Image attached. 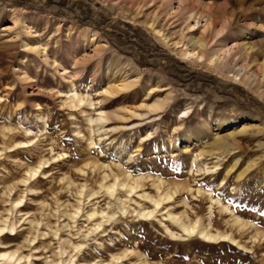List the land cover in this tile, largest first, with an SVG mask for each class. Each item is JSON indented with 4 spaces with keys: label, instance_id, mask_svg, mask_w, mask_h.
I'll return each instance as SVG.
<instances>
[{
    "label": "rangeland",
    "instance_id": "1",
    "mask_svg": "<svg viewBox=\"0 0 264 264\" xmlns=\"http://www.w3.org/2000/svg\"><path fill=\"white\" fill-rule=\"evenodd\" d=\"M113 3L112 0H0V34L3 33L1 31L3 25L11 18L13 12L11 7H16L17 14L22 13L20 8H24L28 16L34 17L32 21L39 30L41 29L43 42L48 43L50 53L56 52L54 54L57 57V61L51 60V65L44 63L41 58L34 62L31 56L17 58L19 51L23 49L21 46L17 48L18 50H13L11 47L9 54L3 52L0 56V68L9 64L22 65L30 71L35 80L34 85H27L26 89L18 87L13 95L17 97L18 93L21 101L16 104V98L12 103H8V109L13 110H10V114H8L9 110L4 108L5 105L0 106V163L2 162L0 211L17 220L18 231L21 233L26 230L28 237L32 234L37 235L39 233L37 229L40 232L44 230L48 232L45 236H38L35 243V246L39 247L38 252L31 250L34 246L28 241L24 242L23 234L8 235L5 240L9 242L11 248L21 243L24 245L25 253L31 252L41 257L51 254L55 256V252L59 249L58 237L67 236L68 232L74 234L75 240H85L80 230L85 231L96 222L95 219L88 220L84 215L87 206L94 203L100 207L107 206L108 201L115 202V200L100 192L89 203L86 196L78 195L79 186L85 182L88 187L99 189L96 178L99 177V171L93 172L88 164L104 162L114 165L113 162H116L121 163L124 169L134 174L161 175L170 183H190L211 190L215 196L231 205L236 212L243 214L242 217L252 225L248 224V227L242 229L227 225L217 210H212V215L208 216L207 201L196 198V207L202 209L201 217L206 223L207 219L211 221V229H214V232L220 230L235 234L245 247L225 240L210 242L199 235L173 237L157 219L142 218L136 215L132 208L125 215L115 209L116 215L101 229L87 237L81 251L73 252L77 253L78 260L94 259L99 256L100 259L108 261L111 257L110 250L121 253L126 249H132L136 252L123 260L125 264H264V99L262 94L256 90V87L251 88L232 77L222 75L205 64L198 65L179 57L171 45L161 41L154 30L143 23L146 18L150 19L154 16L156 26L163 27L171 43L187 42L192 33L186 28L183 18L167 17L165 12L157 7L159 3L155 6H146L139 15L132 13L129 0H122L121 3L126 9V14H123V11ZM186 4L197 8L211 5L217 19L220 15L221 20L224 18L230 20V26L224 35L228 41L237 40L241 44L246 42L247 45L264 47V0H186ZM223 10L226 12L225 16L222 14ZM134 16L136 21L133 20ZM47 22L49 23L46 24ZM57 23L61 25L60 30H57ZM71 24L74 28L69 29ZM90 28L104 37L106 46L102 49L101 55L75 69L78 72L74 76L77 89L86 92L87 86L92 85L88 92L96 99L98 97L96 90L101 89L109 81V77L105 76L107 60L123 62L122 66L133 72L134 76L139 75L140 81L138 86H135L136 89H132L133 91L126 95L119 94L102 105V108L108 111L120 112L121 117L109 122V125H116L118 128L107 137H99L96 132L93 148L86 151L83 149V140L76 135L77 131L87 133L81 115L75 112L78 116L74 118L72 116L74 111L63 104L62 96L54 102L49 92L53 91L57 95L67 90L66 80L60 76L58 63L69 65L67 51L79 53L81 49L83 50L82 34ZM82 50L80 52H83ZM96 59L100 60L97 67ZM257 59L263 61V56L260 54ZM148 77L163 79V84L168 83L175 94L166 109L152 114L139 105L153 102L160 94L165 95L166 91L146 95L145 79ZM13 78L12 73H9L2 80L4 83L0 85V92L6 95L4 98L13 97L8 96L5 89V83ZM198 81L205 83L202 88L204 95L194 92L193 84ZM218 89L228 93L229 97L220 96L214 99L210 93ZM186 100L194 101L196 110L179 127L180 120L176 111ZM200 101L205 103L202 111L198 110ZM208 106L213 107L212 114L207 109ZM129 108L140 109L144 114L133 116L126 111ZM40 112L48 118L49 133L46 136L40 135L34 140L32 151L16 150L14 152L16 156L9 157L10 147L19 139H25V136L8 131L7 126L19 130L20 123L40 134L37 123L41 119L38 120L36 116ZM19 113L24 117L23 119ZM254 115L258 116V120L250 122ZM246 122H249V128L246 133L239 136V148L233 145V140L229 138L228 143L231 146L219 150L215 140L219 137H229L233 127L241 126ZM149 129L151 131L148 132ZM50 136L54 137L53 146L56 151L66 152V155L58 160H55L48 150L47 143ZM187 145H191L196 154L200 151L204 152L203 157L198 160L200 164L203 165V161H210L213 164L219 160L222 164L215 171L202 170L189 175L190 156L184 150ZM210 150L220 151L221 157L218 159L216 153L210 154L208 152ZM129 156H133V159L129 160ZM47 158L50 160L48 164L46 163L48 167L44 168L43 173H40L36 179H29L27 183L21 182L22 178L28 176L25 170L29 165H37L39 160ZM77 167H84L86 174H79ZM197 168L196 162V170ZM64 172H67L66 175L73 178L76 184L68 187L67 179L61 181L60 177ZM223 178L225 182L221 184ZM29 186L35 190L30 191ZM4 187L6 193L1 194ZM10 188L12 191H9ZM23 195L25 202L22 211L15 209L12 215L8 214L6 209L11 207L12 200ZM79 198H83L81 203L83 213L72 219L68 213L73 212L74 207L79 203ZM128 203L136 206L133 202L128 201ZM146 204L148 205V202ZM177 208L182 210L179 205ZM27 211L30 212V217L25 214ZM32 218L41 221V225L29 228L28 221ZM46 223H49L53 229L59 228L58 237L54 235L52 229L47 228ZM64 223H69L71 228H64ZM257 233L256 239L252 237ZM114 264L122 263L119 261Z\"/></svg>",
    "mask_w": 264,
    "mask_h": 264
},
{
    "label": "bare ground",
    "instance_id": "2",
    "mask_svg": "<svg viewBox=\"0 0 264 264\" xmlns=\"http://www.w3.org/2000/svg\"><path fill=\"white\" fill-rule=\"evenodd\" d=\"M112 1L114 2L113 4L118 7V9H121L123 11V14H126V9L121 6L122 0ZM129 1L132 13H134V15L141 14L142 10L146 6H155L156 3H159L157 7L163 10L167 17H175L181 19L183 18V23H185L186 28L189 30V32L192 33L190 37H188L187 42L175 41L171 43L170 37L168 36V33L165 32L163 27L159 28L156 26V18L154 16L150 19L146 18L143 23L151 27L161 41L169 46L171 45L174 49V52L182 59L188 60L198 65L205 64L209 68L216 70L222 75L232 77L234 80H237L240 83H244L251 88L256 87V90H258L260 94H262L261 96L264 99V47L261 46L258 48L255 45H247L246 42H244L245 44H241V42L237 40L228 41V39L224 37V35L228 27L230 26V20L225 18L221 20L219 19L220 15L218 16V20L214 15L215 11H212L213 6L207 5L204 8L190 7L186 4V0ZM11 9L13 11L11 18L6 24L3 25L1 29L3 33L0 34V56L3 52L4 54L5 52L8 53L11 47L13 50H16L17 48H19V46H21L23 47V49L19 51L17 58L31 56L32 62H34L38 58H41L42 61L46 64H50L51 60L57 61V57L55 55L56 52L52 51L53 53H50L48 43L43 42V33L41 29L39 30L38 26L32 21L34 17L31 15L28 16L27 11L24 8H20V10H22V13L20 14L16 13V7H11ZM225 13V11L222 12V14H224L223 16H225ZM135 17L136 16L133 17L134 21H136ZM162 22H164V20H162ZM48 23L49 22H47L46 24ZM57 25V30H60L61 25L59 23H57ZM71 28H74L72 24L69 25V29ZM81 44L83 47V50H81L83 52H80L81 50L79 51V53H72V51H67L69 65H66L63 62L58 63L60 76L66 80L67 90L61 92L58 91L59 94L57 95L52 91L49 92V95H51L54 102H57L60 99V96H62L61 101L63 102V104L65 103L70 108V110L72 109L74 111L72 113V116H74V118L78 116L77 113L81 115L80 117H82L87 133L85 134L82 131H77L76 135L77 138H81V140H83V149L89 151L95 144L94 134H96L97 132L99 137L109 136L112 131L118 128L116 125H109V122L122 116L119 111H108L102 108V105H104L109 99H112L119 94H128L138 84V82L140 81V76H134L133 72H130L129 69L123 67V62L121 63L119 60H107L105 76L109 77V81H107V84H105L101 89L96 90L98 97L95 99L94 96L88 92L89 88L92 87V85L87 86L88 89L86 90V92H80L77 89L74 81V76L76 75V73H78L75 69L78 66L85 64L87 61L95 59V57L101 55L102 49H104V47L106 46L104 37L98 31L91 28L86 29V31L83 32ZM260 54L263 56V61L257 59V56ZM96 60L97 67L100 60ZM9 73H12V76L14 78L5 83V89L7 91L6 94L8 96L12 95L13 97L4 98L6 95H3L0 92V106L5 105L4 108H6L7 110H9L8 103H12L14 99L17 98L16 104L20 103L21 101L18 93L17 97H14L13 95L17 92L18 87L20 86L23 89H26L27 85H34L35 82L34 77L26 67H22V65L18 66L9 64L4 68H0V85L4 83V81H2L4 76ZM145 91L146 95H151V93L154 92L166 91L165 95L160 94L155 100H153V102H144L139 105L140 108L145 107V109H147V112L151 114L152 112H160L166 109V107L170 105L173 98L175 97V94L169 87V84H163V79L160 78H146ZM97 104L99 105V107ZM204 105L205 103L200 101L198 103V110L201 109L202 111ZM207 109L209 110L210 114L213 113L214 109L212 106H208ZM10 110L8 111V114H10ZM195 110L196 109L194 106V101L192 102L188 100L181 103L177 111L173 110L176 111V115L179 118L178 120H180L178 126H182V123L188 117H190L195 112ZM126 111H129L133 116H143L144 114L140 111V109L138 110L129 108ZM75 112L77 113L75 114ZM145 114L147 115V113ZM19 116H21V114ZM36 116L38 120L41 119V121L37 123V126L39 128L38 131L39 133L41 132L40 134L35 133L25 125H20V123L19 130H17L15 127L9 125L7 126L8 131L18 132L25 136V139H17L18 141H16V143H14L10 147L11 154L9 155V157H15L16 155L14 152L16 150L24 152L32 151L34 140L40 135L46 136L49 133L48 118L41 112ZM21 117L22 119L24 118L23 116ZM257 120L258 116L254 115L249 121L253 122ZM220 126L219 128H221ZM248 128L249 122L243 123L241 126L236 125V127H233V130L230 132L229 137H219L215 140V145L219 150L231 146V144L228 143V139L230 138L231 140H233V145H236L238 147V145L240 144L239 136L246 133L248 131ZM147 131L149 132L151 130L149 129ZM146 137H148V135ZM53 141L54 137L50 136L49 143H47L48 150L53 155L52 157L55 160H58L59 158L64 157V155H66V152L56 151L53 146ZM119 144L122 145L121 142H119ZM124 146L126 147V145ZM185 147L186 149L184 150L187 151L190 156L188 160L190 162L189 175H194L195 172L202 170L215 171L222 164V162H220L219 160L213 164L210 161H203L202 165L198 162V160L203 157L204 152L200 151L196 154L193 151L191 145H187ZM208 152L210 154L216 153V157L218 159L222 155L218 150L216 152H211V150ZM132 159L133 156H129V160ZM49 160L50 159L47 158L42 161L39 160V163L37 165H29L25 170L28 176L22 178L21 182L27 183L31 178L36 179L40 173H43L45 171L44 168L48 167L47 164L49 163ZM196 162L198 167L197 170ZM113 163L114 165L112 163L104 162H93L92 164H88L90 168H92L93 172H95L96 170L99 171V177L96 176V178H98L99 189L88 187V184L85 182L81 183V185L79 186L78 195L80 197L86 196L89 203H91L92 199L100 192H104L105 194L109 195L111 199L115 200V202L108 201L106 203L107 206L100 207L96 206L95 203L87 206L84 215L88 220L95 219L96 222L89 226L85 231L80 230L85 240H75L74 234H72L71 232H68L67 236L58 237L59 228L53 229L49 223H46L47 228L52 229L54 235L58 237L59 249L58 252H55V256L51 254L41 257L40 255H36L31 252L25 253L23 251L24 245H22L21 243H17V245L15 244V247L11 248L9 242L5 240L6 236L23 234L24 242L28 241L29 244L33 245L34 247H32L31 250H34L36 252L37 250H39V247L35 246L38 236H45L48 234V232L45 230L40 232V230L37 229L39 232L37 235H33L30 232L32 236L28 237V233H25L26 230L21 233L18 231L17 220L13 219L11 216L4 215L5 213L3 214V212L0 211V264H75L76 262L79 264H114L115 262L119 261L122 264H125L123 260L128 255L135 253V250L126 249L121 253H114L110 250L111 257L108 261L100 259L99 256L97 258L95 257L94 259L84 258L83 260H78L77 253H73L81 251L86 243L87 237L101 229L106 222L110 221L116 215L117 211L115 209H118L125 215V213H129L130 208H132V210L137 213L136 215L142 218L157 219L167 231V233H169L173 237L181 238L185 235H199L203 239L210 242L225 240L245 247V245L238 240L235 234L233 235L232 233L223 232L220 230L214 232V229H211V221L207 219L206 223V221L201 217L202 209L199 210L196 207V198H201V200L207 201L208 206L206 210H208V216L212 215V210H217V213L221 218H224V221L227 223V225L229 224L231 226H236L239 229H242L244 227H248V224H250L249 221H246V219L242 217L243 214L241 215L236 212L231 205L225 203L221 198L215 196L211 192V190L204 189L199 186H193L190 183H170L167 182L161 175L151 173L134 174L128 169H124L121 163ZM83 168L77 167L79 174H86ZM66 173L64 172L63 176L60 177L61 181L67 179L66 182L68 183V187L76 184L73 178L68 177ZM92 177H94V175ZM225 178L222 179L221 184L225 182ZM95 180L93 181L94 183ZM28 189L30 191L35 190L30 186L28 187ZM9 191H12V188H10ZM85 192H87V194ZM5 193L6 187L2 188L1 194ZM24 199V195L14 198L11 202V207L6 209L8 214L12 215L15 209H18V211H22L21 208L24 206ZM82 199L79 198V203L76 207H74L73 212L68 213L69 217H71L72 219H76L79 214L83 213V206L81 205V203L83 202ZM190 199L193 200L191 201ZM128 201L133 202L134 204H136V206L129 204ZM146 202H148V205L146 204ZM178 205L181 206L182 210H179L177 208ZM29 213L30 212L27 211L25 214H28L30 217ZM35 219H29V228H34L36 225H41V221L39 222ZM63 227L68 229L71 228L69 223H64ZM252 237L256 239L258 237V233L252 235ZM65 254L66 256H64Z\"/></svg>",
    "mask_w": 264,
    "mask_h": 264
},
{
    "label": "crops",
    "instance_id": "3",
    "mask_svg": "<svg viewBox=\"0 0 264 264\" xmlns=\"http://www.w3.org/2000/svg\"><path fill=\"white\" fill-rule=\"evenodd\" d=\"M203 84H205V83L202 81L201 82L198 81V82H196V84H193L195 86V87H193L194 92H197L200 95H202V94L204 95L205 92L202 90V88L204 87ZM210 94L214 97V99H218L220 96L229 97L228 93H226L225 91H221L220 89H218L217 91H213Z\"/></svg>",
    "mask_w": 264,
    "mask_h": 264
}]
</instances>
